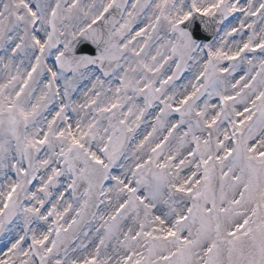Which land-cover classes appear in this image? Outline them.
I'll use <instances>...</instances> for the list:
<instances>
[{
	"label": "snow or ice",
	"instance_id": "snow-or-ice-1",
	"mask_svg": "<svg viewBox=\"0 0 264 264\" xmlns=\"http://www.w3.org/2000/svg\"><path fill=\"white\" fill-rule=\"evenodd\" d=\"M0 264H264V0H0Z\"/></svg>",
	"mask_w": 264,
	"mask_h": 264
}]
</instances>
